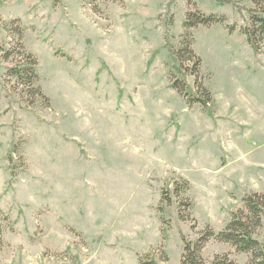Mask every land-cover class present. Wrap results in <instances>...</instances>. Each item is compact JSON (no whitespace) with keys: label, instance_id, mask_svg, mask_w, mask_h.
Returning a JSON list of instances; mask_svg holds the SVG:
<instances>
[{"label":"rangeland","instance_id":"rangeland-1","mask_svg":"<svg viewBox=\"0 0 264 264\" xmlns=\"http://www.w3.org/2000/svg\"><path fill=\"white\" fill-rule=\"evenodd\" d=\"M218 1L0 0V264H180L182 235L264 193V37L252 0ZM195 9L221 21L189 29L193 75L171 49ZM28 53L46 99L8 76Z\"/></svg>","mask_w":264,"mask_h":264},{"label":"trees","instance_id":"trees-1","mask_svg":"<svg viewBox=\"0 0 264 264\" xmlns=\"http://www.w3.org/2000/svg\"><path fill=\"white\" fill-rule=\"evenodd\" d=\"M218 2L222 3L221 0ZM252 2L256 5V8L247 9L251 22L245 24L243 32L246 35L248 44L257 52L259 44L264 37V0H252ZM216 21H221V18L216 16V14H207L200 9L189 12L183 22L185 33L181 47L177 50L171 49L172 58L177 60L180 67H185L186 62L193 61L190 69L193 75L197 74L201 60L192 49V34L189 29L195 28L200 24L208 26ZM2 55L4 59H9L10 52L4 51ZM36 64V59L28 53L22 65L14 64L8 68V76L16 78L20 83L28 86L33 95L38 94L46 99V96L37 86ZM172 78L171 86L177 92L182 93L185 89L184 83L178 78ZM198 88L200 95L194 94L193 91H188L189 97H187L186 93L187 102L189 104L198 102L208 111L211 96L201 84H198ZM242 201V207L232 212L230 219L218 232L207 226L204 230L197 233V237L194 240L181 236L182 255L180 264H235L228 253H216L209 261L203 257L201 252L211 239L229 244L236 252L247 253L250 264H264V236L257 237L259 230L264 225V193H248L243 197ZM148 257L146 255V259H140V263L160 264Z\"/></svg>","mask_w":264,"mask_h":264}]
</instances>
